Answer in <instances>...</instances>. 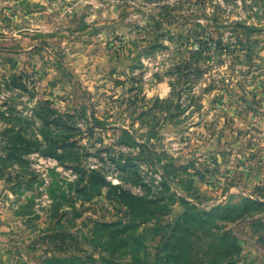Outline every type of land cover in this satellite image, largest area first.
<instances>
[{
	"label": "rangeland",
	"instance_id": "374dc122",
	"mask_svg": "<svg viewBox=\"0 0 264 264\" xmlns=\"http://www.w3.org/2000/svg\"><path fill=\"white\" fill-rule=\"evenodd\" d=\"M12 136L0 264H264V0H0Z\"/></svg>",
	"mask_w": 264,
	"mask_h": 264
},
{
	"label": "trees",
	"instance_id": "16d2710c",
	"mask_svg": "<svg viewBox=\"0 0 264 264\" xmlns=\"http://www.w3.org/2000/svg\"><path fill=\"white\" fill-rule=\"evenodd\" d=\"M61 116H56L55 122L60 118ZM20 139V140H19ZM17 138V136H12L11 138H7L5 140V144L3 146V150L5 151L4 154H0V164H5L9 161H21L22 154L27 151L31 146L30 142L22 140V138ZM103 179L100 178V181ZM104 183V180L103 182Z\"/></svg>",
	"mask_w": 264,
	"mask_h": 264
}]
</instances>
